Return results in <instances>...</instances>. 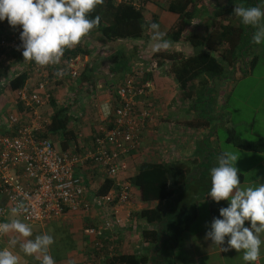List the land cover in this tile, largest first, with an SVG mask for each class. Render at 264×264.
<instances>
[{"label":"crops","instance_id":"obj_1","mask_svg":"<svg viewBox=\"0 0 264 264\" xmlns=\"http://www.w3.org/2000/svg\"><path fill=\"white\" fill-rule=\"evenodd\" d=\"M191 17L186 19L185 27L181 33V37L178 40H174V46L166 51H176L184 55H190L196 51L188 41L183 40L185 31L189 26L192 32L197 31L198 33H205L212 28H214L217 21L221 23H229L233 26H238L241 24L240 19L236 16L228 18L227 16H215L214 10L217 6L224 5L227 0H191ZM167 0H138L136 7H139L143 15L144 21H152L160 25V30L166 33V38L170 39L171 29L174 27V24L177 19L175 13L169 12L166 9ZM240 5L243 6H256L260 5L264 7V0H239ZM239 5V4H237ZM103 5L97 6L102 9ZM245 37L249 43L246 44L243 54L241 53L240 57L236 60V69L238 73L239 67H243V64L247 62L249 56L254 52L256 44L251 40L252 32L254 31L251 27L243 25ZM12 30V27L9 26L7 20L0 21V35L7 37L9 31ZM171 40V39H170ZM173 41V40H172ZM81 49H85L84 53L82 52L80 57L83 59V67L79 71V74L87 72L92 77V84L88 87L79 85L78 78L73 80V84L68 83L66 76L57 77L55 75V68L58 65L63 63V59L60 64L47 67H39L32 62H27L23 59L22 56V47L21 45L16 49L11 50H0V132L4 127V122L8 114L16 112L15 99L17 91H9L6 84L9 78H11L15 73H18L21 70H25L28 73L27 79L22 87V91L31 92L35 89V84L39 80L44 83L45 92L48 93L52 99L59 105H68L70 115L74 117L70 125L76 131L75 142L79 146L86 147L89 142L91 135L96 132L97 128L105 125V121L102 120V117L99 113V105H106L108 102H111L115 96V87L120 83L123 77L129 72L132 68L129 67L130 59L133 58V65L137 62L140 57L147 58L150 57L152 53L151 50V33L149 29L145 27L144 33L139 38H130V39H116L114 41H106L102 36L97 32L92 31V33L84 38L82 42L78 45ZM1 49V48H0ZM118 52L125 54L127 58L126 66H122L120 69L116 68L115 62L117 58L115 57ZM101 62H106L107 67H102ZM167 63L161 62L158 65L156 70H153L149 73V78L151 80L152 89L148 96L136 98L137 101H142L145 104H148V107L155 112L153 119L146 123L140 139V145L138 149L131 151L127 157V169L124 173H121L120 176H131L134 171L137 163L150 156L152 146L158 148L160 153L161 160L165 163L170 161L182 162L189 167V174L191 176H199L200 174H205L204 169L213 165L216 161V151L214 150V133L215 130H212V126H222L224 128L231 127V116L229 113L225 112L223 109V94L224 89V79H228L223 76L220 79H213L209 75H204L205 79L202 81V84H205L204 87L201 86V81H199V76H196L195 84L188 85L189 90L193 93L190 97H184L175 103L172 99L177 95H172L171 89L179 90L177 84L170 77V75L165 72ZM134 69H136L134 67ZM233 70V71H234ZM232 71V72H233ZM230 67L227 68L228 77L230 74ZM242 74V73H241ZM235 76V75H234ZM220 84V89H216L217 83ZM194 81V80H193ZM198 85H196L197 83ZM208 83V84H206ZM81 84V83H80ZM223 85V87L221 86ZM204 89V95H206L205 101V113L195 109L193 101L195 98V89L197 90ZM210 91L208 95V91ZM84 91L85 95L81 97V92ZM179 92H181L179 90ZM78 93V95H77ZM85 96L89 98L91 102H94L96 116L91 117V114H85V108H83L82 103L85 101ZM220 96V98H219ZM176 98V97H175ZM210 101L214 102L215 105L211 104V107L207 104ZM218 108L216 111H219V115L213 116L212 122L207 128H189L183 122L186 119L195 117L196 115H205L211 117L213 112L212 107ZM220 108V109H219ZM36 110L46 120L48 121L49 114L51 113V107L48 101L39 105ZM42 113H46L44 116ZM223 114H225L223 116ZM3 126V127H2ZM169 129V131H168ZM178 129L182 131L181 135H178ZM55 141L59 142V138L55 136ZM211 139V141H210ZM72 144H69L71 146ZM202 145V147H201ZM254 156H247L245 158L257 159L252 161L250 165L246 168L239 170L242 179L241 185L247 186L254 182L264 183V153L255 152ZM210 161H212L211 164ZM171 163V162H170ZM78 174L87 175L88 173L96 176L99 174L103 178L101 172L98 169L84 171L83 168L76 169ZM94 171V172H93ZM100 178H98L97 184L100 183ZM93 178L91 176V187L94 186ZM171 180V179H170ZM88 183L89 180H87ZM96 184V183H95ZM95 187V186H94ZM136 190L131 186V199L130 201L123 206H118V215L124 217L126 212H129V221L123 225L118 226L115 230V240L118 242V247L121 251H133L138 249L141 243L140 230L144 227H147V224L143 220L136 219L134 213L143 207H151L152 203H142L136 200ZM208 197L198 200V202L207 203ZM157 206H162L163 201L155 202ZM196 210V209H195ZM205 213L209 217L208 208H205ZM196 217V213H195ZM97 216H85L78 212H68L61 217L56 219L47 220L43 223L30 224L33 227H36L40 230H45L50 234L57 235L55 227H62L65 229L64 237L66 242L61 248L58 244H54V251L50 250L51 255L54 253L57 256H67L68 260L66 263L63 261L56 264H92V260H89L88 252L91 237L86 235L83 232L85 224L96 222ZM9 219V215L3 222H6ZM194 220V219H193ZM192 220V221H193ZM191 221V222H192ZM210 225L211 222L209 221ZM245 227H250L249 222H245ZM205 230L203 233V238L206 236ZM195 231L189 232L184 231L181 234L180 239L189 237V235H194ZM58 237L54 236V239ZM261 239L264 240V234H261ZM5 240V244H2L1 241ZM8 237H0V249L7 246ZM68 240V242H67ZM114 240V241H115ZM228 237H225V244L223 247H227ZM4 245V246H3ZM196 246H194L195 248ZM198 249H193L192 247L185 250V253H181L174 249L173 251V260L174 264H246L243 260V254L235 250H229L227 252H221L218 248L217 257L211 258L213 251L208 247L206 251L202 246L198 245ZM59 249V250H58ZM58 250V252H57ZM18 251V249H17ZM151 254L155 253L149 251ZM21 255V264H39L33 257H25L22 253ZM56 261L60 260L57 258ZM65 259V257L63 258ZM94 264H97L94 261ZM254 264H264V244L261 246V254L258 261Z\"/></svg>","mask_w":264,"mask_h":264},{"label":"trees","instance_id":"obj_2","mask_svg":"<svg viewBox=\"0 0 264 264\" xmlns=\"http://www.w3.org/2000/svg\"><path fill=\"white\" fill-rule=\"evenodd\" d=\"M191 4V0H167L166 9L177 15L176 22L170 33L171 40H178L181 37L186 19L188 21L191 17ZM237 4L240 5L239 0H227L224 5L217 6L213 13L217 17H234L233 8ZM96 15L101 17V22L99 27L93 31L97 32L106 41L139 38L144 33L145 27L148 28V25L152 23L150 20L144 21L140 8L128 0L119 2L104 0L102 9L97 7L91 13V16ZM13 29L15 28L9 31L6 39L9 38ZM182 39L188 41L187 43L194 47L196 51L190 55H184L176 51L152 52L149 58L155 60L157 65L161 62L167 63L165 72L177 84L185 99L193 93L189 90L188 85L196 76L206 74L213 79H220L227 74V68L230 67V72L236 69L235 62L241 53L243 54V51L248 48L245 46L249 43L245 37L242 23L238 24V26H233L227 22L221 23L219 21L216 22L214 28L205 33L192 32L188 26ZM0 48V50L16 49ZM85 51L87 50L75 46L66 50L62 59L65 61L68 57L79 55ZM115 57L117 58V62H115L117 69L126 66L127 58L124 53L118 52ZM256 59L257 56L252 53L247 62L243 64V68H238L240 73L251 70ZM132 63L133 58L130 59L129 67ZM132 72L133 70L130 73ZM149 75V73H145V77L150 80ZM27 76L28 73L25 70L15 73L7 81L8 90L20 91ZM78 77L79 85L88 87L92 84V77L87 72L79 74ZM204 89L203 91H205ZM47 101L51 107V113L44 129L38 131L37 134L50 138L55 148L60 150L66 149L69 144L77 145L75 142L76 131L70 125L74 119L70 115V107L57 104L50 96ZM14 103L16 113L26 112L27 108H25L22 101L16 98ZM212 120V117L209 116L196 115L193 118L186 119L183 123L189 128H207ZM226 129L229 133L227 139L233 145L245 150L264 153L263 138L243 140L237 138L231 128L227 127ZM55 136L59 138V142L55 141ZM220 154L218 153L216 156ZM170 162L165 163L161 160L158 148L152 146L150 156L140 160L135 167L134 173L127 178L129 184L136 190V200L139 202H164L162 206L143 207L134 213L136 219L143 220L147 224V227L140 230L142 245L138 249L121 251L118 247V242L115 240V233L112 235L106 232L102 237L88 235L85 229L89 225L96 224L98 220L85 224L83 232L91 237L88 255L89 260L93 259L92 264H94V261L97 264H160L163 254L169 257L170 264H174V247L181 234L195 217L196 202L208 196L211 187L210 169L216 166L217 157L213 165H209V167L204 169L205 174L199 173L197 177L189 174V167L185 163L179 161ZM209 164H211V161ZM80 168H83L84 171L91 170V172L97 169L91 163L86 162L83 166L76 165L74 167L76 174H78L76 169ZM93 174L79 175L90 192L98 195L106 193L112 185V180L108 177H103L97 186L91 187V176ZM240 179H242L241 174ZM227 206L226 201L216 203L208 198L207 208L210 222L212 223L214 218H220V208ZM9 211L10 208H7V214ZM85 216L93 217L97 215L94 211H91ZM109 246L111 247L109 248ZM155 250L156 252L153 254L149 252H154Z\"/></svg>","mask_w":264,"mask_h":264},{"label":"built area","instance_id":"obj_3","mask_svg":"<svg viewBox=\"0 0 264 264\" xmlns=\"http://www.w3.org/2000/svg\"><path fill=\"white\" fill-rule=\"evenodd\" d=\"M128 1L135 6L138 2ZM21 31L18 26L8 39L0 35V47H18ZM83 62L78 54L70 56L56 66L55 73L62 68L68 81L76 80ZM134 67L116 85L113 100L97 107L105 125L97 128L88 147L79 146L80 150L75 144L57 149L50 138L37 134L47 123L36 110L49 97L42 81L36 82L31 92L23 89L16 92V98L27 110L8 114L0 132V195L6 200L5 204L0 203V222L6 218L7 207L11 209L19 200L27 205V212L20 217L26 223H43L68 212L86 215L94 211L98 222L89 225L85 232L95 237L106 232L113 235L118 226L129 221V212L124 217L118 215V206L126 205L131 199L129 176L120 174L127 169L129 153L138 149L146 123L155 115L148 104L136 98L149 95L152 84L145 73L156 70L158 65L149 59L135 62ZM86 162L112 180L106 193L90 192L75 173L74 167Z\"/></svg>","mask_w":264,"mask_h":264},{"label":"clouds","instance_id":"obj_4","mask_svg":"<svg viewBox=\"0 0 264 264\" xmlns=\"http://www.w3.org/2000/svg\"><path fill=\"white\" fill-rule=\"evenodd\" d=\"M103 3L104 0H0V21L6 19L10 27L22 29L19 38L25 61L39 67L54 66L61 63L66 50L78 46L99 27L101 17L91 13ZM233 13L254 30L252 42L264 44V7L235 5ZM148 29L153 53L174 46L158 23H150ZM64 74L62 68L55 73L57 77ZM239 158L237 150L223 151L210 169L207 197L216 203L226 201L228 206L220 208V218L213 219L205 238L221 252H241L246 264H254L264 244V183L242 186L235 166ZM26 212L27 205L19 200L10 209L9 219L0 222V237H8L7 246L0 249V264H21L20 253L35 258L39 264H56L50 252L54 236L48 232L34 236L31 225L20 218ZM246 221L250 227L244 226ZM225 237L227 247H221Z\"/></svg>","mask_w":264,"mask_h":264},{"label":"rangeland","instance_id":"obj_5","mask_svg":"<svg viewBox=\"0 0 264 264\" xmlns=\"http://www.w3.org/2000/svg\"><path fill=\"white\" fill-rule=\"evenodd\" d=\"M253 54H255L257 56V59L255 61V64L253 65L252 69L246 72L238 73L237 70H234L232 73L230 74V76L228 77L227 75H224L225 77H227L228 79H224V89L222 91L223 94V99H222V103L223 105V109L225 112L229 113L231 116V122H232V126L229 127L232 129L233 134L240 139L243 140H254V139H258V138H263L264 139V44L261 45H256V48L254 49ZM146 58H141L138 59L142 60L143 62L146 61L144 60ZM150 58H147V60H149ZM135 64V63H134ZM101 66L102 67H107L106 62H101ZM132 67V68H131ZM131 69L129 70L130 73L133 69H134V65L132 63L131 65ZM243 67L241 66V69ZM235 75V76H234ZM204 75H200L199 76V81H201V86L204 87L205 84H202L204 81ZM72 80H69L68 83H72ZM197 83V82H196ZM222 83V79L220 80V83H217L216 89L218 90V92L220 89V84ZM192 84H195V79L194 81H192L190 83V87L192 86ZM199 83H197L196 85H198ZM208 84V83H206ZM223 87V85H221ZM172 91V95H177L175 96L172 101H174L173 103L177 102L179 100V98L181 99V92H179V90L176 89H171ZM212 91V90H210ZM210 91H208V95L210 94ZM195 98L196 100L193 101L195 105V109L199 112H201V114L205 113V101L206 100V95H204V91L199 90V88H197V90L195 89ZM78 95V93H77ZM85 93L84 91L81 92V97L84 96ZM173 95V96H174ZM183 98V96H182ZM220 98V96H219ZM187 99L184 98V101H186ZM210 107L211 104L215 105L214 102L210 101L209 103H207ZM83 108H85V114L90 115L91 117L96 116L95 113V105L94 102H91L89 100V98L87 96H85V101L82 103ZM217 106V105H215ZM218 108L216 107H212L213 112L211 113V117L213 119V116H217L219 115V111H216ZM220 109V108H219ZM44 116L46 115V113H42ZM225 114H223L224 116ZM46 118V116H45ZM212 123H216V121L212 122ZM212 126V130H215L214 133V150L216 151V154L218 153H222L223 151H238L240 158L238 159V161L236 162V167L239 170H242L244 168H246L248 165H250V163L252 161H255L257 159H250V158H245L247 156H254V151H250V150H245L243 148L237 147L235 145H233L227 138H228V131L226 128L222 127V126ZM169 131V129H168ZM182 131L180 129H178V135H181ZM211 141V139H210ZM202 147V145H201ZM212 163V161H211ZM217 163V162H216ZM93 178V182H94V186H97V181L98 178L99 181L101 182V176L99 174H97L96 176L92 175ZM96 183V184H95ZM0 203H6V200L3 196L0 195ZM157 203L152 202V206H156ZM207 207V203L205 202H196L195 205V213H196V217H194V220L192 222L189 223L187 229L185 231L192 232L196 230V233L194 235H189V237L183 238V239H178L177 243L174 247V249H176L177 251H180L181 253H185L186 249L189 248H193V249H198L199 247H197L198 245L202 246L206 251H208V247H210L213 251L212 255L210 256L211 258L217 257L218 255V247L214 244H212L211 240H208L206 238H203V233L205 230H210V218L207 216V213H205V208ZM9 208V207H7ZM10 211L7 214V217L9 215ZM209 213V212H208ZM37 222H32V223H28V224H36ZM32 227L33 230V235H37V234H41L46 232L45 230H40L36 227ZM55 230L57 232L56 236L58 238L55 239V243L54 244H58L59 246H61V248L64 246V243L66 242V238L64 237V231L65 229L60 227H55ZM182 238V237H180ZM5 240H2L1 243L5 244ZM68 242V240H67ZM53 244V246L51 247V250L54 251L55 245ZM4 246V245H3ZM194 246H196L194 248ZM223 247V246H221ZM59 250V249H58ZM57 250V252H58ZM53 258L56 259V256L54 253L52 254ZM65 257V259H63ZM57 258H60V260L56 261V263H61V262H67L68 257L67 256H57ZM169 257L165 254H163V258L160 262V264H170L169 262ZM189 264V263H187Z\"/></svg>","mask_w":264,"mask_h":264}]
</instances>
